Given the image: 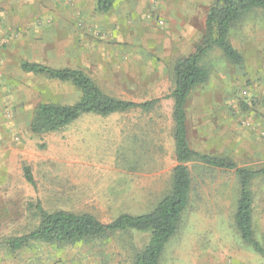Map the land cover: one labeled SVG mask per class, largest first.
<instances>
[{
	"label": "rangeland",
	"instance_id": "374dc122",
	"mask_svg": "<svg viewBox=\"0 0 264 264\" xmlns=\"http://www.w3.org/2000/svg\"><path fill=\"white\" fill-rule=\"evenodd\" d=\"M170 1L115 0L109 12L99 13L96 0H0L5 34L0 49L9 52L0 56L6 60L0 61V264H132L147 243V234L119 232L70 245L7 248V239L37 226L38 202L50 213H88L106 224L121 214L150 213L171 189L169 172L139 176L133 159V135L142 125L160 128L163 138L173 130L171 98L150 111L86 114L58 131L34 134L30 123L38 105L74 104L80 94L71 82L25 73L19 64L80 69L123 101L169 95L173 65L201 43L205 15L214 3L174 0L175 11L153 9ZM228 40L243 61L229 63L217 47L201 59L209 79L191 91L185 105L189 142L200 146L196 132L212 126L221 138L214 150L220 158L255 171L264 167V13L245 14ZM228 137L234 138L235 150L224 145ZM24 166L35 187L25 180ZM188 171L187 207L160 264H264L236 229L235 171L199 162H190ZM249 190L253 231L264 247V176L253 178Z\"/></svg>",
	"mask_w": 264,
	"mask_h": 264
},
{
	"label": "trees",
	"instance_id": "16d2710c",
	"mask_svg": "<svg viewBox=\"0 0 264 264\" xmlns=\"http://www.w3.org/2000/svg\"><path fill=\"white\" fill-rule=\"evenodd\" d=\"M114 1L96 0V11L109 12ZM256 10L264 13V0H214L205 16V34L201 43L192 54L175 61L172 68L174 88L171 94L163 98H171L173 101V139L177 165L172 170L170 191L150 213L121 214L105 224L88 213L64 210L50 213L38 202L34 206L38 217L37 226L24 235L7 239V248L18 251L36 242L46 245H70L100 240L119 232H139L147 234L148 241L136 252L132 264H160L165 247L177 233L187 207L191 181L186 164L199 162L207 167L235 171L239 184L234 214L236 229L242 243L264 259V247L256 239L252 227V194L249 190L253 178L264 176V167L255 171L238 168L228 159L192 150L187 141L185 111L191 91L208 82V70L200 62L210 50L217 47L229 63H242L240 52L228 40L229 32L245 14ZM20 67L27 73L42 74L60 82H71L80 93L79 101L72 105H38L30 123V131L34 134L58 131L86 114L109 116L135 109L147 111L160 101L153 99L136 103L119 100L104 93L88 76L76 69H54L29 62H22ZM23 173L27 183L35 187L29 167L24 166Z\"/></svg>",
	"mask_w": 264,
	"mask_h": 264
},
{
	"label": "crops",
	"instance_id": "0c3cea01",
	"mask_svg": "<svg viewBox=\"0 0 264 264\" xmlns=\"http://www.w3.org/2000/svg\"><path fill=\"white\" fill-rule=\"evenodd\" d=\"M152 1L154 2V0H152ZM178 5H179V3H175L174 0H171L170 3H168V5H166V7H165V4H163L162 2H157L156 6L154 8L152 6V8L155 10L156 13H159V12L161 13V12H165V10L175 11L176 10L175 7ZM112 8H113V6H112ZM0 15L3 16V13H1ZM188 24L190 25V23H188ZM204 25H205V19H204ZM3 28L4 27H0V38L5 35L3 32ZM196 47L189 54H192L195 51ZM8 54H9V52H6V51L0 49V56L6 57ZM189 54H187V55H189ZM187 55H185V56H187ZM0 61H2V63H5L6 60H3L0 58ZM22 62H28V61H21L19 64L20 69H21L20 65ZM29 63H31V62H29ZM35 64H37V63H35ZM40 65H42V64H40ZM49 68H51V67H49ZM65 68H67V67H65ZM54 69H63V68H54ZM69 69L80 70L77 68H69ZM80 71H82V70H80ZM25 73H27V72H25ZM31 74H34V73H31ZM85 75L88 76L87 74H85ZM98 88H100V87L98 86ZM104 93H106V92H104ZM106 94H108V93H106ZM109 96H111V95H109ZM163 97H165V96H163ZM163 97L156 98V99H160V101L157 104H155L150 110H152L154 107H156L158 104H160V102L162 100L169 99V98H163ZM145 102H147V101H145ZM136 103H142V102H136ZM70 105H72V104H70ZM135 110H142V109H135ZM150 110H147V111H150ZM142 111H144V110H142ZM111 115H113V114H111ZM151 123L152 122H149V124H151ZM186 129H187L188 145L192 150L199 152V153H202V154L209 155V156L220 157L218 152L216 153L214 151L216 144L219 143V145H220V142H221V138L218 135L215 136V130L216 129H213L212 126H209L207 129L201 128L200 130H198L196 133H197V138L200 141V143H198V145H200V146H197L195 148H192V146L190 145V142H189L187 111H186ZM163 136H166V135L163 133V131L160 128L150 126V125L149 126L142 125L140 127L139 131L134 133V135H133V139H134V143H133L134 157H133V159L135 162L134 167L138 170L137 174L139 176L164 175L167 172H169L172 176V170L177 165V162L175 159V146H174V139H173V130L170 128L168 138H163ZM224 145L227 147L228 150H231L230 148L232 145V148L235 150L236 143H235L234 138L231 140V138L228 137V141H225ZM253 158H254L253 161L257 159L256 156H254ZM2 160L3 159L1 157V151H0V167L4 166V161H2ZM188 164L189 163L186 164L187 167H188ZM202 166L205 167V165H203V164H202ZM206 168H211V167L206 166ZM212 169H216V168H212ZM216 170H223V169H216ZM227 171H231V170H227ZM1 203H3L4 208L7 206V203L5 201H1ZM11 204H12L11 201H8L9 208H11ZM9 216H11V215H9ZM2 222L5 223L6 221L2 220ZM9 222H11V220H9Z\"/></svg>",
	"mask_w": 264,
	"mask_h": 264
}]
</instances>
